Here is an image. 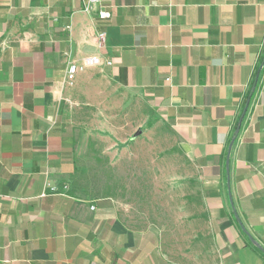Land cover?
Returning a JSON list of instances; mask_svg holds the SVG:
<instances>
[{"label": "crops", "instance_id": "obj_1", "mask_svg": "<svg viewBox=\"0 0 264 264\" xmlns=\"http://www.w3.org/2000/svg\"><path fill=\"white\" fill-rule=\"evenodd\" d=\"M87 2L0 0V264H178L70 189L72 114L138 104L193 164L208 239L193 264H264L239 227L264 250V0ZM94 55L111 65L69 85Z\"/></svg>", "mask_w": 264, "mask_h": 264}, {"label": "rangeland", "instance_id": "obj_2", "mask_svg": "<svg viewBox=\"0 0 264 264\" xmlns=\"http://www.w3.org/2000/svg\"><path fill=\"white\" fill-rule=\"evenodd\" d=\"M132 106L119 114L81 106L72 114L70 189L109 201L126 227L157 235L171 261L193 264V248L208 246L193 164L167 127Z\"/></svg>", "mask_w": 264, "mask_h": 264}, {"label": "built area", "instance_id": "obj_3", "mask_svg": "<svg viewBox=\"0 0 264 264\" xmlns=\"http://www.w3.org/2000/svg\"><path fill=\"white\" fill-rule=\"evenodd\" d=\"M99 0H88L84 10L91 11L93 6L98 5ZM109 15L103 11H99L98 17L99 18H107ZM105 41V33L99 32L96 35V45L97 47H102ZM109 66L111 65L110 60H102L99 56H86L82 59L80 63H70L66 69V81L69 85H72L75 76L79 73H82L88 68L92 67H100V66ZM261 76L259 78V85H264V61L261 65ZM93 209V207H91Z\"/></svg>", "mask_w": 264, "mask_h": 264}, {"label": "water", "instance_id": "obj_4", "mask_svg": "<svg viewBox=\"0 0 264 264\" xmlns=\"http://www.w3.org/2000/svg\"><path fill=\"white\" fill-rule=\"evenodd\" d=\"M239 131V126L238 128L236 129V134L238 133ZM231 145L232 143L229 145L228 147V151H227V156H226V161H225V165H226V173H228V163H229V152H230V149H231ZM235 219L237 220L238 224L240 225V222L238 221V218L237 216L235 215ZM243 233L247 236L248 240L250 241L251 244H253L254 246H256L259 250H261L262 252H264V250L256 243L252 240V238L248 235V233L246 232V230L240 225Z\"/></svg>", "mask_w": 264, "mask_h": 264}, {"label": "trees", "instance_id": "obj_5", "mask_svg": "<svg viewBox=\"0 0 264 264\" xmlns=\"http://www.w3.org/2000/svg\"><path fill=\"white\" fill-rule=\"evenodd\" d=\"M240 227V226H239ZM252 246V248H254L255 250H258L261 252L262 256L264 257V252H262L261 250H259L256 246H254L253 244H250Z\"/></svg>", "mask_w": 264, "mask_h": 264}]
</instances>
